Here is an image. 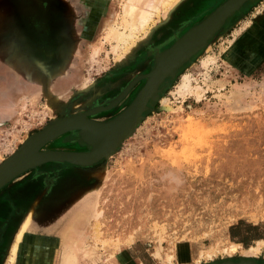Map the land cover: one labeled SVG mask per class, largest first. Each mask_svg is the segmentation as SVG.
<instances>
[{"label": "rangeland", "instance_id": "374dc122", "mask_svg": "<svg viewBox=\"0 0 264 264\" xmlns=\"http://www.w3.org/2000/svg\"><path fill=\"white\" fill-rule=\"evenodd\" d=\"M43 1L56 11L58 41L39 44L43 51H33L18 21H31ZM189 1L180 0L163 20L156 18L151 32L117 59L114 43L104 38L105 8L116 4L120 15L127 0H0V163L33 133L85 108L84 99L95 95L96 80L111 66L127 63L139 45L153 43L151 33L168 27L173 13L187 9ZM218 3L212 0L208 6L213 9ZM94 49H99L97 55ZM212 57L215 62L209 61ZM185 76L190 77L191 91L180 95ZM71 134V144L88 151ZM60 137L43 150L71 145L61 143ZM56 166L68 169L64 178L46 195L41 187L24 197V209L37 217L54 203L55 217L48 223L54 226L62 215L66 221V212H72L87 190L97 188L102 214L91 221L85 246L96 256L107 250L114 255L93 262L81 255L80 264H125L126 257L137 264H168V255L169 264L242 257L264 264V248L256 256H245L247 248L230 237V228L239 221L258 226L251 234L264 237V0L239 10L182 67L113 155L90 167ZM32 228L21 246L38 243L29 236ZM56 231L47 230L50 235ZM245 232L241 228L239 234ZM255 242L249 247L257 246ZM231 243L240 248L229 256L221 249ZM211 247L220 250L210 259L200 256ZM55 248L59 254L64 251ZM9 250L0 251V264H7ZM33 255L36 264L38 254Z\"/></svg>", "mask_w": 264, "mask_h": 264}, {"label": "water", "instance_id": "95a60500", "mask_svg": "<svg viewBox=\"0 0 264 264\" xmlns=\"http://www.w3.org/2000/svg\"><path fill=\"white\" fill-rule=\"evenodd\" d=\"M250 0H225L197 24L189 28L173 45L156 54L154 65L149 73L132 81L105 109L119 102L139 78L146 83L131 104L116 118L107 123H98L86 118L87 114L64 117L51 122L42 130L30 135L24 144L0 163V190L18 176L38 167L49 164H69L90 167L113 155L124 139L129 137L142 113L147 109L149 100H159L160 86L167 80H174L178 70L191 61L192 57L204 50L215 35L223 28L240 8ZM128 119L133 120L129 122ZM117 134L109 139L96 135L102 130L114 128ZM66 133H75L79 143L87 146L86 152H67L43 150V147ZM210 264H258L249 258L223 260Z\"/></svg>", "mask_w": 264, "mask_h": 264}, {"label": "bare ground", "instance_id": "6f19581e", "mask_svg": "<svg viewBox=\"0 0 264 264\" xmlns=\"http://www.w3.org/2000/svg\"><path fill=\"white\" fill-rule=\"evenodd\" d=\"M179 2L180 0H127L125 4H121L122 14L120 13V15L118 14L116 4L108 6L107 9L105 8L108 17L104 38L110 43H114L113 53L116 57H118L117 59L125 57L130 48L137 44L141 36L148 35L153 27L156 26V24H154L156 21L155 19L157 18L158 20H163L168 13L178 5ZM118 17L121 18L120 22ZM98 52L99 49H94L95 55H97ZM209 61L215 62L216 57H212ZM207 63L208 62H204V65ZM197 90H199V88H197ZM189 91H191L190 77L185 76L179 87V94L184 95ZM128 121L131 123L133 122L131 119H128ZM114 129L115 127L110 130L102 129L96 136L107 140L113 137L112 133L115 131ZM97 192V188L87 190L79 198L78 204L72 206V212L71 208L66 212L68 218H66L65 222V216L62 215L59 223L54 224V226H48L50 229L57 228L56 234H58L59 239L56 241L51 237H47L43 238V240L39 242L42 245L49 244L54 247H62L64 251L59 254V249L57 248L55 251L45 253L39 252L37 255L38 263L36 264H80L79 262L82 258L87 262H93L97 258L96 252L85 246L86 233L88 228H90L91 221H97L102 214L99 210L100 203L97 197L98 195L96 194ZM28 225L29 221H26L16 235L14 243L9 250L7 264H16L17 259L19 260V248L28 229ZM239 248L240 246L238 244L231 243L227 248H223L221 250L225 254L232 256L238 252ZM263 248L264 240H261L257 242V246H252L250 249H245L242 252L245 256H256ZM219 250L220 249H217L216 247H211L208 251L202 252L200 256L210 259ZM113 255L114 253L111 250H107L103 254L102 258L109 259V257L111 258ZM156 255H158V252H156ZM33 257L34 255L22 254L20 257L21 264H35L32 263L34 260ZM167 261L169 264L171 256H167Z\"/></svg>", "mask_w": 264, "mask_h": 264}, {"label": "flooded vegetation", "instance_id": "af4514ba", "mask_svg": "<svg viewBox=\"0 0 264 264\" xmlns=\"http://www.w3.org/2000/svg\"><path fill=\"white\" fill-rule=\"evenodd\" d=\"M224 1L225 0H222L221 2L223 3ZM255 1L257 0H250V2L246 4L251 5L255 3ZM246 4H244L240 8V11H244V9L247 6ZM191 7L193 6L190 5L188 6L187 9ZM194 7H195V4H194ZM187 9L185 8L184 10L187 11ZM52 10H51L50 4L47 1H43L42 7L39 8L38 11L36 10L34 12L35 15L31 13V16H30L31 21H28V20L18 21L21 34L26 40L28 46L33 51L35 50L43 51V47L41 49V47H39V44H42V43L44 44V42L51 43L54 41H58V28L56 29V23H57L56 19L58 17L55 19L56 15L52 12ZM184 10H179V11L174 12L171 18V24L166 28L161 27L159 28V30L157 29L151 35L152 39L153 38L155 39L153 43L150 42L146 44L145 46L143 45L142 46L143 48H140L139 50H137L135 54L133 52L130 60L127 63L122 64L123 66L121 65L113 66L109 68V70L105 72L101 76V78H98L95 82V87H94L95 95L93 94L94 95L93 96L91 94L86 99H84L85 102L88 101V104L86 106H83L85 108L78 110L77 113L74 114V116L81 114V113L82 114L88 113L89 115H86V118L88 120L93 121V122H98V123H107L113 120L114 118H116L121 112H123L131 104V102L136 98L139 91L145 85L146 83L145 78H139L135 82V84L129 89V91L123 96V98L119 102H117L112 108L110 109H105V108L110 103H112V101H114L118 97V95L132 81H134L139 76L146 75L147 73L150 72V70L152 69L154 65V59L156 55L154 44L156 43L165 44L163 48H161L160 52L166 50L174 42L176 36L180 37L190 27L197 24L203 17L209 14L208 12L206 15L200 18L199 17L195 18V16H193V19H190V18L184 19L182 16H179L180 15L179 13H182ZM53 11L56 13L55 10ZM229 20L230 19L226 21L224 26H226ZM175 21H177V23ZM46 54L42 53V56H46ZM55 58L56 56L53 55L52 59H55ZM119 66L121 67L119 68ZM181 69L182 67L178 70L176 76L178 75ZM170 84H171V80H167L165 83H163L160 86L161 91L159 93V99L161 98L163 92L170 86ZM98 92H99V96H98ZM90 93L91 92H89V94ZM96 96H97V99L95 98ZM90 101L93 102L91 106L89 105ZM153 105H154L153 101L149 100L147 102V109L142 113V118L144 117L146 111L151 110ZM73 138H75L74 134H71V133H66L60 137L61 143H66L67 145H69L68 143L71 144V139ZM63 140H66V141H63ZM53 150L67 151V152L87 151L86 148L79 147L78 145H75V144L74 145L71 144L69 146H64V147L53 149ZM65 165H69V164H65ZM59 168L60 167H57L55 165L53 166L52 171L57 170Z\"/></svg>", "mask_w": 264, "mask_h": 264}, {"label": "crops", "instance_id": "0c3cea01", "mask_svg": "<svg viewBox=\"0 0 264 264\" xmlns=\"http://www.w3.org/2000/svg\"><path fill=\"white\" fill-rule=\"evenodd\" d=\"M210 1H212V0H198V1L192 0L191 2L189 1V3H191L190 5H192L193 7L187 9V11L184 10L182 13H179L180 14L179 16H182L184 19H188V18L193 19V16H195V18H197V17L200 18V17L206 15L208 12L210 13L211 10L213 11L215 9V8L210 9L211 6H208V3ZM221 1L222 0H217V2H219L218 3L219 5L222 3ZM194 4H195V7H194ZM248 6L249 5H247L246 8ZM156 30H154L151 33V35ZM176 38H179V37L176 36ZM176 38H175V40H176ZM175 40H174V42H175ZM173 43L171 44V46L173 45ZM164 45L165 44H159V43L154 44L155 51H156L155 54H159V53L163 52V51L160 52V50H161V48H163ZM140 47H142V46L139 45V47L135 49L134 54L137 52V50H139ZM170 47H168V48H170ZM121 66H123V65H121ZM121 66H119V68ZM54 165H57V164L49 163V164H45V165L38 167L36 170H30V171L18 176L14 180H12L10 183H8L7 186H5L0 191V251H3V250L6 251L7 249L11 248L12 244L9 245L11 238L13 236H15L17 231L19 230L20 227H18V226H19L20 222L22 223L20 226H23V224L26 221H29L28 228L30 226H33L31 233H29V236L32 238L35 237L38 243H39V241H42L43 238H47V237H51V238L55 239L56 241H57V239H59L58 234L55 233L53 235V233H52L50 235V233L52 231L47 232V230L50 229V228H48V226L50 225L48 223L51 222L55 217L54 216L55 214H53L54 207H55L54 203L46 212H44V214H41L40 216H37V217L34 215L33 210H31V209L25 210L24 209V203H25L24 197L26 198V196H31V194H33V191L35 193L40 192L41 187L43 188L41 193L43 195H46L52 191V188L55 184H59L60 180L64 178V177H62V175L68 169L60 167L59 169L52 171V168ZM67 184H74V181H72V182L70 181ZM66 194H68V193H65L63 195L65 196ZM27 199L28 198H26V200ZM59 209H58V211H59ZM55 210H57V209H55ZM258 241H261V240H258ZM258 241H256L255 243H257ZM38 243L20 246L19 251H22L23 254H26V255H28V254L33 255L34 253H36V254H38L39 252L45 253V252L55 251V249H56L52 245H49V244L42 245V244H40V243L38 244ZM96 257L98 259L108 260V259L102 258L100 256H96ZM125 260L127 262V263L125 262V264H137L136 261H129L128 257H126ZM19 263H20V259L18 261V264Z\"/></svg>", "mask_w": 264, "mask_h": 264}, {"label": "trees", "instance_id": "16d2710c", "mask_svg": "<svg viewBox=\"0 0 264 264\" xmlns=\"http://www.w3.org/2000/svg\"><path fill=\"white\" fill-rule=\"evenodd\" d=\"M241 228H245L246 232L244 234H239ZM257 229L258 226H252L239 221L236 225H233L230 228V237L232 240H236V243L243 244L245 248H248L252 242L262 240L264 238L263 236L251 234L252 231Z\"/></svg>", "mask_w": 264, "mask_h": 264}]
</instances>
